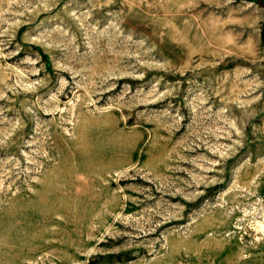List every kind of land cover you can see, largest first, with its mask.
Listing matches in <instances>:
<instances>
[{"label": "rangeland", "instance_id": "1", "mask_svg": "<svg viewBox=\"0 0 264 264\" xmlns=\"http://www.w3.org/2000/svg\"><path fill=\"white\" fill-rule=\"evenodd\" d=\"M0 264H264L257 0H0Z\"/></svg>", "mask_w": 264, "mask_h": 264}, {"label": "water", "instance_id": "2", "mask_svg": "<svg viewBox=\"0 0 264 264\" xmlns=\"http://www.w3.org/2000/svg\"><path fill=\"white\" fill-rule=\"evenodd\" d=\"M258 5L264 9V0H257Z\"/></svg>", "mask_w": 264, "mask_h": 264}]
</instances>
